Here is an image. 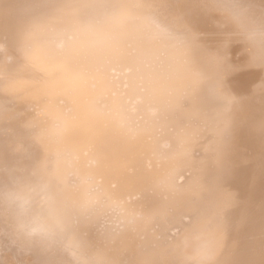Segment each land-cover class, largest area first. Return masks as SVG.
<instances>
[{"label":"bare ground","instance_id":"6f19581e","mask_svg":"<svg viewBox=\"0 0 264 264\" xmlns=\"http://www.w3.org/2000/svg\"><path fill=\"white\" fill-rule=\"evenodd\" d=\"M0 264H264V0H0Z\"/></svg>","mask_w":264,"mask_h":264}]
</instances>
